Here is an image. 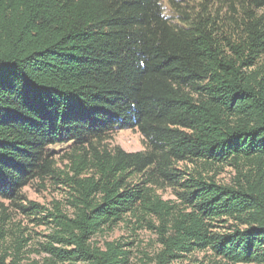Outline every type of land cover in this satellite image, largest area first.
Returning a JSON list of instances; mask_svg holds the SVG:
<instances>
[{"label": "trees", "instance_id": "trees-1", "mask_svg": "<svg viewBox=\"0 0 264 264\" xmlns=\"http://www.w3.org/2000/svg\"><path fill=\"white\" fill-rule=\"evenodd\" d=\"M213 1L177 24L162 0H0V198L54 177L50 148L70 144L77 194L74 217L53 214L57 263L129 264L119 243L91 240L130 214L158 217L156 264L209 248L264 264V0H226L224 18ZM120 129L146 150L101 149ZM179 162L197 169L184 180ZM226 164L234 183L209 174ZM164 181L184 210L157 194Z\"/></svg>", "mask_w": 264, "mask_h": 264}, {"label": "rangeland", "instance_id": "rangeland-1", "mask_svg": "<svg viewBox=\"0 0 264 264\" xmlns=\"http://www.w3.org/2000/svg\"><path fill=\"white\" fill-rule=\"evenodd\" d=\"M203 0H162L166 16L174 23H180L183 11L195 15ZM213 15L225 17L227 12L226 0H214L212 2ZM264 60V59H263ZM146 137L137 129H120L110 134L101 143V149H113L120 146L128 152L145 151L147 148ZM51 156L56 160L58 173L49 176L44 180H33L24 187L16 199L0 198V253L5 257L7 264L14 260L19 264H70L69 262H56L52 253L48 251L50 244L61 247V244L54 241L58 227L53 219V214L61 210L68 217H74L73 195L77 194L71 184L69 177L74 176L70 160L67 157L72 149L70 144L54 145L50 148ZM180 175L185 179L190 177L197 169L196 163L179 162L174 166ZM214 179L223 183H234L237 177V170L232 165L219 166L209 172ZM90 176L83 173L80 178ZM161 199L170 205L174 211L185 209L183 200L178 192L179 187L164 181L163 186L152 185ZM33 209L42 211L45 218L33 214L31 209L24 207L31 206ZM230 219L224 227L217 229L225 231L230 225H235ZM156 215L138 221L128 214L125 220L106 227L102 232L96 234L91 242L95 246L104 247L107 242H117L124 250L128 251L129 264H156L157 256L163 250L164 245L156 227L159 226ZM82 264V262H78ZM172 264H230L218 257L209 248L196 251L195 253H183V256L174 260ZM255 264V263H250Z\"/></svg>", "mask_w": 264, "mask_h": 264}]
</instances>
